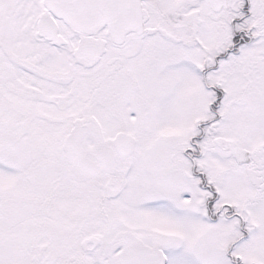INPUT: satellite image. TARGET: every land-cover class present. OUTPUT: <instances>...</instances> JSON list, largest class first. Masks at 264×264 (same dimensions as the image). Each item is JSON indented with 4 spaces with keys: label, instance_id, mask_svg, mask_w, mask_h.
I'll return each mask as SVG.
<instances>
[{
    "label": "snow or ice",
    "instance_id": "snow-or-ice-1",
    "mask_svg": "<svg viewBox=\"0 0 264 264\" xmlns=\"http://www.w3.org/2000/svg\"><path fill=\"white\" fill-rule=\"evenodd\" d=\"M0 264H264V0H0Z\"/></svg>",
    "mask_w": 264,
    "mask_h": 264
}]
</instances>
